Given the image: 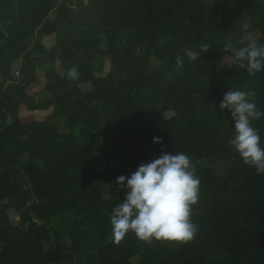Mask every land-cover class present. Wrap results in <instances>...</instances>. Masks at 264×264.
Here are the masks:
<instances>
[{
    "label": "trees",
    "instance_id": "obj_1",
    "mask_svg": "<svg viewBox=\"0 0 264 264\" xmlns=\"http://www.w3.org/2000/svg\"><path fill=\"white\" fill-rule=\"evenodd\" d=\"M80 7L0 0V264H264V174L233 150L230 114L218 107L228 89H240L264 111V72L249 75L233 60L245 37L264 44V0H88L91 14L81 17ZM244 19L249 28L236 25ZM39 28L57 36V53L36 38ZM205 44L197 61L184 56ZM50 54L59 67L45 71L42 103L28 89ZM105 60L109 71L97 76ZM21 105L47 116L22 122ZM252 126L264 147V117ZM162 151L191 158L197 232L188 242L129 232L116 243L110 215L124 195L116 178Z\"/></svg>",
    "mask_w": 264,
    "mask_h": 264
},
{
    "label": "clouds",
    "instance_id": "obj_2",
    "mask_svg": "<svg viewBox=\"0 0 264 264\" xmlns=\"http://www.w3.org/2000/svg\"><path fill=\"white\" fill-rule=\"evenodd\" d=\"M244 39L248 42L234 50V62L249 75L264 72V44L248 37ZM208 49L206 44L201 45L199 51L185 49L184 56L197 61ZM183 63L178 55L177 66ZM68 76L76 79L77 70L70 69ZM254 96L251 91L228 89L218 107L221 112L230 114L234 135L229 143L233 150L244 165L254 168L257 174H264V147L259 132L252 126L253 121L264 117V111L257 108ZM152 143L160 144L161 139L153 137ZM115 184L124 193L110 215L116 243L129 232L145 242L161 239L188 242L194 238L197 226L191 221V212L199 200L200 179L189 156L162 151L157 158L138 165L127 177H117Z\"/></svg>",
    "mask_w": 264,
    "mask_h": 264
},
{
    "label": "crops",
    "instance_id": "obj_3",
    "mask_svg": "<svg viewBox=\"0 0 264 264\" xmlns=\"http://www.w3.org/2000/svg\"><path fill=\"white\" fill-rule=\"evenodd\" d=\"M87 0H82V7L84 8L87 4ZM79 13L80 17L82 16V11L79 9L77 10V14ZM53 13L50 15V18H53ZM41 29V30H40ZM61 29H66L65 27H62ZM44 28H39L36 32V38L37 39H41L42 41V45L48 50V52L50 51L52 54L57 53L58 51L55 49V44H56V39L57 36L55 34H51V33H46L44 31ZM41 31V32H40ZM55 59L52 58V55H47V57L45 59H43V61H40L38 63L35 64L36 66V78L38 80L37 83H33L30 84L29 87V95L31 97H34V99L38 102H46L49 97L46 95V92L44 90V81H45V71L49 70V69H54L55 66L57 65V61H54ZM21 61L15 63L13 65V74H12V80L13 82H17L20 80V72H21ZM50 67V68H49ZM58 67H59V63H58ZM109 61L107 63V60H105L104 62V70H103V74L102 75H97V76H104L108 73L109 71ZM49 68V69H48ZM57 69V68H56ZM11 81H8L7 84H10ZM46 111L44 110H29L27 109L26 106L21 105L20 107V111H19V118L22 122H29V121H34L37 119H44L46 118V114H44ZM8 214L10 216V220L13 224H20V217L15 214L12 211H8ZM16 218V222H13V219ZM17 218L19 219L17 221Z\"/></svg>",
    "mask_w": 264,
    "mask_h": 264
},
{
    "label": "rangeland",
    "instance_id": "obj_4",
    "mask_svg": "<svg viewBox=\"0 0 264 264\" xmlns=\"http://www.w3.org/2000/svg\"><path fill=\"white\" fill-rule=\"evenodd\" d=\"M88 1V0H87ZM88 3V2H87ZM205 6L207 7V8H209V9H211L212 7H213V3L212 2H206L205 3ZM86 7H87V4H86ZM81 8V7H80ZM81 11L82 12H85L86 11V13L87 14H91V9H90V7H88V8H82L81 9ZM237 26H239V27H241V28H249V21L247 20V19H244L242 22H240V23H237L236 24ZM41 30V29H40ZM41 32V31H40ZM250 39H255L256 38V35H252V36H250L249 37ZM102 45H103V47H105V44H104V41H103V43H102ZM225 58V60L222 62V64H221V67L222 68H228L230 65H231V62H232V58H231V56H225L224 57ZM107 63H108V61H107ZM56 68H58V63H57V65L55 66ZM50 68V67H49ZM48 68V69H49ZM44 114H46V116H47V112H45ZM173 114L172 113H167V116L168 117H170V116H172ZM103 116L105 117L106 116V113H104L103 114ZM148 124H150V122H148V121H146V120H144L143 121V123H142V126L143 127H145V126H147ZM209 165L217 172V173H222L223 172V169H222V165L220 164V163H215V162H211V163H209ZM19 219L17 218V221H18ZM13 222H16V218L15 219H13Z\"/></svg>",
    "mask_w": 264,
    "mask_h": 264
}]
</instances>
